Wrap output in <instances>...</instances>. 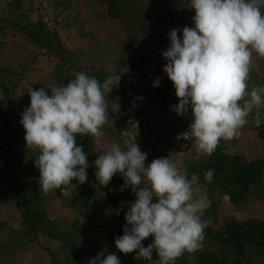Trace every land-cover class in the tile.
Segmentation results:
<instances>
[{
  "label": "rangeland",
  "instance_id": "obj_1",
  "mask_svg": "<svg viewBox=\"0 0 264 264\" xmlns=\"http://www.w3.org/2000/svg\"><path fill=\"white\" fill-rule=\"evenodd\" d=\"M0 0V112L2 118L17 123L22 112L30 105V88H48L63 85L74 78L75 72H85L101 82L109 75V66L116 63L117 70L128 68L121 75L118 88L109 94L108 123L104 127L107 142L121 143L114 118L113 105L130 113L128 128L138 131L136 143L146 152L156 146L165 157L171 156L185 166H194L200 177L199 188L211 200L204 218L211 219L207 227L223 230L230 221L250 218L264 220V176L250 187V195L240 204L231 201L224 187L217 182L204 180L206 155L196 160L192 141L178 140L191 123V109L185 116L171 110L178 104L173 83L163 67L167 63L162 53L170 41L162 45L168 33L180 29L183 38L185 26L194 27V9L182 4L180 14H166L167 0ZM118 13V16L116 14ZM165 38V39H164ZM168 38V37H167ZM136 72L139 81L129 77ZM160 85L153 87L156 78ZM249 87L264 85V58L253 56ZM172 84V85H169ZM51 95V91L48 90ZM142 98V99H138ZM118 112V111H113ZM0 118V261L6 264H88L98 253H115L121 264H148L123 254L115 247V238L108 231L112 219V204L107 192L125 205L132 194L130 189L119 191L124 183L116 174L107 186L99 184L93 164L100 153L89 136L85 153L88 156L87 181L76 187L71 197H63L61 190L43 193L38 183L39 170L35 166L38 153L26 148L23 139L19 153L6 144ZM249 123L232 140H221L223 147L233 154H242L249 161H260L264 168V139L258 137L256 126ZM83 140V139H82ZM191 153V155H189ZM148 154V153H147ZM147 155L146 164L150 163ZM21 179V180H20ZM35 186L40 203L58 233L73 237L77 244L71 248L49 235H36L27 230L24 219V202L18 188L24 181ZM197 253H213L210 264H264V250L248 246L242 254L220 246L205 231L199 249L185 253L189 264L197 263ZM157 257L155 256L154 260Z\"/></svg>",
  "mask_w": 264,
  "mask_h": 264
},
{
  "label": "clouds",
  "instance_id": "obj_2",
  "mask_svg": "<svg viewBox=\"0 0 264 264\" xmlns=\"http://www.w3.org/2000/svg\"><path fill=\"white\" fill-rule=\"evenodd\" d=\"M194 27L168 33L170 47L162 53L163 67L173 83L178 104L171 110L185 116L191 109L188 129L178 140L192 141L196 155L211 156L221 140H232L249 123H264V85L249 87L253 56L264 58V0H190ZM101 82L85 72H75L63 85L30 88V105L22 112L26 148L37 152L39 186L43 193L60 189L71 197L79 184L87 181L88 156L77 136H89L100 153L94 160L95 176L107 186L116 174L130 189L134 201L126 202L124 234L115 238L116 249L148 264H176L185 253L200 248L205 229L212 223L204 218L211 207L200 191V177L189 172L182 161L171 156L146 164L147 153L136 143L138 131L121 130L123 147L107 142L109 94L118 88L128 68L109 66ZM160 85V78L153 87ZM51 91V95L48 94ZM142 99V98H138ZM119 104L113 111H119ZM191 155V153H189ZM214 170L204 173L212 183ZM152 237L147 246L142 243ZM157 257L153 259V254ZM88 264H121L115 253H98Z\"/></svg>",
  "mask_w": 264,
  "mask_h": 264
},
{
  "label": "trees",
  "instance_id": "obj_3",
  "mask_svg": "<svg viewBox=\"0 0 264 264\" xmlns=\"http://www.w3.org/2000/svg\"><path fill=\"white\" fill-rule=\"evenodd\" d=\"M108 2L112 6L113 11L117 2L115 0H108ZM184 2H186V5H190V0H167L166 14H180ZM116 16H118V13ZM167 37L168 35L165 37L166 39L164 38L165 40L161 42L162 45H165L166 42H168ZM129 77L132 81L136 82L147 78V75H144V78H139L138 74L134 72ZM110 115L114 118L115 128L121 136V130L127 129L129 126L128 118L130 113L120 109L118 112L110 111ZM2 116L3 115L0 112V118H2ZM22 127L20 121L13 123L6 118H2L1 130L3 131L6 144L11 145L16 153L20 152L18 148L19 143L23 139ZM256 129L258 131V137L264 139V123H262L260 127H256ZM87 140L88 138L77 136V143L83 147V150L88 144ZM121 143H123L122 137ZM146 151L150 157V161L155 158L165 157L161 154L160 149L153 145L149 146ZM186 167L190 173H195L197 171V168L194 166ZM208 169L214 170L215 175L213 182H217L224 187L234 204H240L243 202L251 193V185L260 182L264 176L262 162L249 161L242 154L230 153L223 147L221 142L211 156L206 155L204 164L205 172ZM18 191L23 197V214L29 232L33 235L35 234L37 238L41 234L49 235L54 238H57L59 235L58 237L64 242V244L70 245L71 248L77 244V241L73 239V237L67 238L61 233L57 234L58 229L54 227L43 207V204L40 203L39 195L35 186L29 185L24 181V183L18 188ZM106 199L112 204V219L107 222L109 224L108 231H111L113 236H122L124 234V227L126 226L124 215L128 211V204L126 203L125 205H122L121 201L113 196V190H108ZM134 200L135 196L132 193L129 196V201ZM205 231L210 238L216 241V244L220 246L226 245L232 252L237 254L244 253L248 246L264 250V220L250 218L241 222L230 221L223 230L206 228ZM151 242L152 237H149L142 243L144 246H147ZM215 257L216 256L213 253H197V263L210 264L214 262ZM154 258L155 253L153 254V259ZM0 264H6V262L0 261ZM176 264H189V262L186 257H180L177 259Z\"/></svg>",
  "mask_w": 264,
  "mask_h": 264
}]
</instances>
